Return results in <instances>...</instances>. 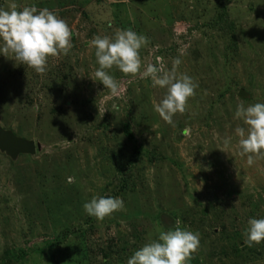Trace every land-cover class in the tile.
<instances>
[{
    "label": "rangeland",
    "instance_id": "obj_1",
    "mask_svg": "<svg viewBox=\"0 0 264 264\" xmlns=\"http://www.w3.org/2000/svg\"><path fill=\"white\" fill-rule=\"evenodd\" d=\"M12 4L55 11L73 47L43 74L0 55V129L41 145L0 150V264H127L177 218L200 233L190 264H264V242L245 243L249 218H264V156L247 163L234 119L264 103V0H0ZM127 28L149 40L142 65L180 56L178 74L199 85L173 124L151 79L114 66L116 97L93 80L88 41ZM93 195L125 208L97 220L83 208Z\"/></svg>",
    "mask_w": 264,
    "mask_h": 264
},
{
    "label": "clouds",
    "instance_id": "obj_2",
    "mask_svg": "<svg viewBox=\"0 0 264 264\" xmlns=\"http://www.w3.org/2000/svg\"><path fill=\"white\" fill-rule=\"evenodd\" d=\"M20 9V11H18ZM73 32L67 22L48 8L37 9L33 4L18 8L12 4L10 10L0 7V55H12V59L43 74L47 70L50 56L68 55L73 47ZM146 36L131 28L117 29L113 35H96L88 41L95 50L99 67L94 72V81L100 82L109 90L111 96L121 94L123 87L109 70L117 68L120 72L140 79H151L153 87L166 89L164 97L154 104L155 111L168 124H173L177 113H184L190 97L198 88L193 77L179 73L182 63L180 56L173 58L172 68L168 69L163 57L156 62L142 65L141 48L147 46ZM183 55V52H181ZM115 107V105H114ZM234 119L243 121L246 127H237L235 134L240 137L241 155H247V163L264 156V103L257 102L245 107L238 104ZM230 141L225 140V144ZM67 184L76 183V177H66ZM85 213L103 220L125 208L119 196L93 195L83 204ZM156 236L135 250L127 259V264H190L192 254L200 247V233L182 226L177 218L175 226L164 230L156 228ZM245 243L249 246L264 242V218H249L245 230Z\"/></svg>",
    "mask_w": 264,
    "mask_h": 264
},
{
    "label": "water",
    "instance_id": "obj_3",
    "mask_svg": "<svg viewBox=\"0 0 264 264\" xmlns=\"http://www.w3.org/2000/svg\"><path fill=\"white\" fill-rule=\"evenodd\" d=\"M40 147L41 145H36L33 140L21 138L13 132L0 129V150L12 158H17L22 154L34 155Z\"/></svg>",
    "mask_w": 264,
    "mask_h": 264
},
{
    "label": "trees",
    "instance_id": "obj_4",
    "mask_svg": "<svg viewBox=\"0 0 264 264\" xmlns=\"http://www.w3.org/2000/svg\"><path fill=\"white\" fill-rule=\"evenodd\" d=\"M126 132H127L129 138H131V139L134 138V135H133V133L130 131L129 127L126 128ZM137 151H138V150H136V152H137ZM137 153H138V152H137Z\"/></svg>",
    "mask_w": 264,
    "mask_h": 264
}]
</instances>
